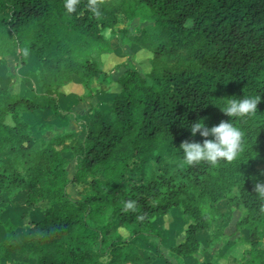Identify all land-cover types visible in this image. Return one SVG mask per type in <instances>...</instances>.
Listing matches in <instances>:
<instances>
[{"label":"trees","instance_id":"obj_1","mask_svg":"<svg viewBox=\"0 0 264 264\" xmlns=\"http://www.w3.org/2000/svg\"><path fill=\"white\" fill-rule=\"evenodd\" d=\"M66 3L0 0V76L7 54L18 66L36 65L0 90V264L24 254L32 258L25 264H146L136 239L162 240L176 219V263L159 256L187 264L201 234L208 249L226 241L223 210H238L236 229L248 231L242 258L225 264H264V199L255 193L264 182V0H76L72 11ZM134 18L147 24L131 29ZM106 29L146 55L144 68L126 67L107 87L110 103L76 113L64 103L84 98L73 88L92 97L90 82L108 75ZM258 95L252 116L222 111L229 98ZM39 111L79 129L41 141L49 124L35 123ZM197 120L240 127L239 155L185 163L180 144L205 139L190 133ZM69 184L81 198L68 194ZM18 204L39 213L14 221L8 206Z\"/></svg>","mask_w":264,"mask_h":264},{"label":"rangeland","instance_id":"obj_2","mask_svg":"<svg viewBox=\"0 0 264 264\" xmlns=\"http://www.w3.org/2000/svg\"><path fill=\"white\" fill-rule=\"evenodd\" d=\"M147 22L140 21L138 18H134L130 23L129 27H142L146 25ZM125 22L119 16L118 23L116 26H124ZM104 36L110 41L112 46V52L107 58V63L105 66V71L108 74L104 79H93L90 82V88L93 92L92 97H85L87 90L81 86H76L73 88L79 96L84 97L80 98L76 95H70L67 98L66 107L71 109L76 113H83L88 109L90 104H93L97 101H104L110 103L111 94L107 90L109 83L112 82L122 71L129 66H136L137 69H143L144 65L141 64L145 62L146 55L144 53L138 52L134 55L136 51V46L125 39H121L117 33L112 32L109 29L103 31ZM5 65L4 72L0 76V90L5 85H14L17 86L18 78L17 75L20 73H28L30 70L35 68L36 65H25L23 67L18 66L16 63V57L13 54H7L4 56ZM63 103V104H64ZM34 120L36 124L48 123L49 125L43 127L41 130L39 139L41 141L46 140L50 135L55 132H61L65 129H79V125L75 123L72 119L60 120L56 118L49 111H39L34 115ZM64 154L69 160L67 166L68 173L71 175L73 171V160L69 152L64 151ZM67 192L73 199L81 198V187L69 184L67 186ZM39 213L38 209H28L22 204L10 205L8 206V216L12 220H18L21 215L30 214L36 216ZM240 212L238 210L231 213V215L223 210L222 222L224 226V233L227 236L226 241L216 243L213 247H207V237L203 233L199 236L201 241V249L191 257L185 259L187 264H200L204 258H219V261L222 264L227 262V259L233 257L235 259H241L243 256V251L248 247L246 242V237L248 236V231L246 229L237 230L236 223L239 218ZM122 232H125L122 230ZM3 237V230L0 228V239ZM183 237L181 222L177 219L165 231L163 239L159 240L158 238L151 236H142L141 238L136 239L135 245L143 258L145 259L146 264H165L164 260L160 258L159 254L162 252L170 260L176 263V259L171 257L169 254V247L180 240ZM243 238V239H240ZM206 247V248H205ZM31 256L24 255H15L10 262H5L4 264H25L27 261L31 260Z\"/></svg>","mask_w":264,"mask_h":264},{"label":"clouds","instance_id":"obj_3","mask_svg":"<svg viewBox=\"0 0 264 264\" xmlns=\"http://www.w3.org/2000/svg\"><path fill=\"white\" fill-rule=\"evenodd\" d=\"M76 0H67L66 7L69 11L74 10ZM258 96L243 98H229L223 105L222 111L229 117H247L256 114ZM191 135L197 133L205 139L201 142L185 140L180 144V152L185 163L192 165L200 162L216 164L219 161H232L241 151L244 132L235 126L230 120L221 121L217 125L208 127L203 120H197L189 125ZM211 136L212 138H207ZM255 193L264 199V182L257 183ZM126 207L133 208V202L126 203Z\"/></svg>","mask_w":264,"mask_h":264},{"label":"crops","instance_id":"obj_4","mask_svg":"<svg viewBox=\"0 0 264 264\" xmlns=\"http://www.w3.org/2000/svg\"><path fill=\"white\" fill-rule=\"evenodd\" d=\"M142 237V235L141 236H139L138 238H141Z\"/></svg>","mask_w":264,"mask_h":264}]
</instances>
